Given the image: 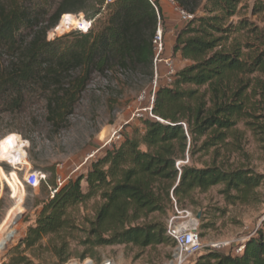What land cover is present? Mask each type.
I'll list each match as a JSON object with an SVG mask.
<instances>
[{"label":"trees","instance_id":"obj_1","mask_svg":"<svg viewBox=\"0 0 264 264\" xmlns=\"http://www.w3.org/2000/svg\"><path fill=\"white\" fill-rule=\"evenodd\" d=\"M172 1L192 16L172 47L173 55L189 64L169 84L156 85L153 118L143 120L142 132L135 129L112 144L85 177L69 179L41 203L34 226L2 264H35L32 253L38 249L66 263L69 239L80 229L71 213L92 199L99 205L80 242L83 255L108 246L145 249L169 241L175 246L160 217L172 201L182 206L196 191L221 186L228 205L260 202L257 190L264 177L247 166L177 164L185 153L192 156L200 141L199 151L230 147L227 140L240 123L264 139V0H253L251 8L262 27L239 17L243 0ZM79 14L90 23L88 31L47 40L51 30L62 32L67 16ZM234 18L240 19L233 24ZM163 22L159 0L108 5L105 0H0V112L18 110L26 91L39 90L47 95L49 120L58 124L73 111L93 74L142 68L153 78V38ZM3 58H9L7 66ZM46 184L56 188L54 180ZM196 264H264V220L240 253L213 251Z\"/></svg>","mask_w":264,"mask_h":264},{"label":"rangeland","instance_id":"obj_2","mask_svg":"<svg viewBox=\"0 0 264 264\" xmlns=\"http://www.w3.org/2000/svg\"><path fill=\"white\" fill-rule=\"evenodd\" d=\"M252 2L253 0L242 1L239 6V17L262 27L261 18L251 14ZM159 3L164 18L163 26L159 25L157 28V31L159 29L162 33L164 46L159 59L167 60L175 73L189 64L172 53L176 34L185 23L180 18L178 8L170 0H159ZM72 16L70 24H65L66 19L60 24L62 32L51 30L47 40L61 38L76 30L82 31L78 25L87 23L84 15ZM239 19L234 18L233 24ZM87 24L90 28V23ZM9 61V58H3L1 64L7 66ZM163 61L155 62L154 56L153 78H150L148 72L142 68L130 71L115 68L103 75L93 74L79 102L62 123L53 124L49 120L45 97L47 95L39 90L26 91L24 103L18 110L0 112V137H3L0 139V146L11 137L5 145L13 142L14 150L23 156L24 162L27 163V166H13L7 161L0 160V264L5 261L7 251L24 237L29 227L34 226L41 210V203L50 198L46 184L48 180L56 182L60 178L66 183L78 176L85 177L91 163L102 157L112 144H119L125 137H130L135 129L143 131L142 122L150 118L146 110L151 106L156 85L169 84L168 79L171 78L167 77L169 69ZM236 130L237 133L227 140L232 146L205 152L199 151L200 141L195 145L194 154L191 156L190 153H185V159L178 162L179 166L203 168L222 163L233 167L243 165L264 177L263 137L254 135L241 123ZM29 172L43 176L38 188L33 189L25 184L24 178ZM9 183L15 185L14 188ZM81 186L85 192L84 181ZM222 189L221 186H215L204 193L196 191L183 201L182 206H177L172 201L166 215L160 217L168 228L170 224L179 225L185 222L187 219L184 212L192 214L196 219L198 215L200 216L197 222L203 250L188 258L186 264H196L200 258L213 251L236 254L264 220V179L257 190L260 202L255 204L228 205L221 194ZM98 205L99 201L92 199L71 213L80 229L73 232V238L69 239L68 251L71 256L67 262L83 260H90L95 264L105 260L117 264L173 262L175 246L171 241L145 249L132 245L98 247L83 255L85 247L80 242L85 238V230L94 219ZM42 243L46 246L47 241L44 240ZM222 243H229V246L224 249L213 248ZM32 254L38 258L37 261L34 260L35 264H59L50 251L38 249Z\"/></svg>","mask_w":264,"mask_h":264},{"label":"built area","instance_id":"obj_3","mask_svg":"<svg viewBox=\"0 0 264 264\" xmlns=\"http://www.w3.org/2000/svg\"><path fill=\"white\" fill-rule=\"evenodd\" d=\"M115 0H105V5L112 4ZM173 4L174 2L170 0ZM178 12L180 14V18L183 23L188 22L191 20L192 16L186 14L182 10L178 9ZM153 50H154V56H155V62H162L163 60H160V56L164 51L163 41H162V33L158 29L156 32L154 38H153ZM159 59V60H158ZM163 63L168 67V73L167 77H172L174 75L173 68L171 64L164 60ZM152 102H153V96H152ZM152 105V103H151ZM150 116V118H153L151 115V106L147 108L146 110ZM179 164H177L178 166ZM41 179H43V176L35 173V172H29L26 174L24 178V182L27 186L35 189L38 188ZM64 180H61L58 178L56 180V188L48 187L50 199L54 197V195L57 193L59 188L63 185ZM185 213V219H187L185 222H181L179 225L170 224L166 230V235L174 240L175 242V253L173 256V262L171 264H186L188 262V258L193 257L199 253L202 252L203 246L201 244V239L199 236L198 231V222L197 219L192 216V214L188 212ZM229 246V243H222L213 246V248L218 249H224ZM243 248H240L236 251V254L240 253ZM64 264H95L90 260H83L81 262L79 261H69ZM100 264H117L110 260H105L101 262Z\"/></svg>","mask_w":264,"mask_h":264},{"label":"bare ground","instance_id":"obj_4","mask_svg":"<svg viewBox=\"0 0 264 264\" xmlns=\"http://www.w3.org/2000/svg\"><path fill=\"white\" fill-rule=\"evenodd\" d=\"M72 18L73 16L71 15L67 16L65 18L66 19L65 24H70L72 22ZM78 27L84 32L88 30L89 25L87 23H80ZM0 160L7 161L10 163V165L13 166L27 164L26 162H24L23 156L17 154V152L14 150L13 142H9L7 145H4L3 147L0 148ZM10 185L12 188H14L15 186L13 184Z\"/></svg>","mask_w":264,"mask_h":264},{"label":"water","instance_id":"obj_5","mask_svg":"<svg viewBox=\"0 0 264 264\" xmlns=\"http://www.w3.org/2000/svg\"><path fill=\"white\" fill-rule=\"evenodd\" d=\"M199 217H200V216L198 215V216H197V219H199Z\"/></svg>","mask_w":264,"mask_h":264}]
</instances>
